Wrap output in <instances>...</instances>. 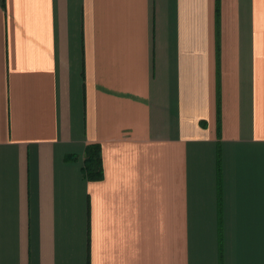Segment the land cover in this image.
Instances as JSON below:
<instances>
[{
	"label": "crops",
	"instance_id": "0c3cea01",
	"mask_svg": "<svg viewBox=\"0 0 264 264\" xmlns=\"http://www.w3.org/2000/svg\"><path fill=\"white\" fill-rule=\"evenodd\" d=\"M0 264H264V0H0Z\"/></svg>",
	"mask_w": 264,
	"mask_h": 264
},
{
	"label": "trees",
	"instance_id": "16d2710c",
	"mask_svg": "<svg viewBox=\"0 0 264 264\" xmlns=\"http://www.w3.org/2000/svg\"><path fill=\"white\" fill-rule=\"evenodd\" d=\"M83 173L88 180H100L103 177L100 145L91 144L86 147Z\"/></svg>",
	"mask_w": 264,
	"mask_h": 264
}]
</instances>
